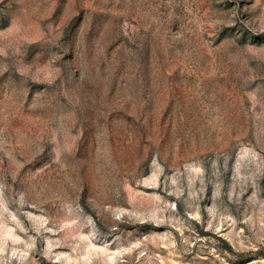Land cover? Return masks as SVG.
Listing matches in <instances>:
<instances>
[{
  "label": "rangeland",
  "instance_id": "rangeland-1",
  "mask_svg": "<svg viewBox=\"0 0 264 264\" xmlns=\"http://www.w3.org/2000/svg\"><path fill=\"white\" fill-rule=\"evenodd\" d=\"M0 264H264V0H0Z\"/></svg>",
  "mask_w": 264,
  "mask_h": 264
}]
</instances>
